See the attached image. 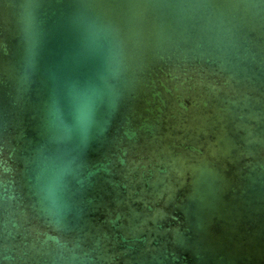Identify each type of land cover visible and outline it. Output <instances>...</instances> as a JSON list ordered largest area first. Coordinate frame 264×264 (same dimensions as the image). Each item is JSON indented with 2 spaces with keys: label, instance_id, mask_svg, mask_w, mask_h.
Returning a JSON list of instances; mask_svg holds the SVG:
<instances>
[{
  "label": "water",
  "instance_id": "water-1",
  "mask_svg": "<svg viewBox=\"0 0 264 264\" xmlns=\"http://www.w3.org/2000/svg\"><path fill=\"white\" fill-rule=\"evenodd\" d=\"M0 264H264V0H0Z\"/></svg>",
  "mask_w": 264,
  "mask_h": 264
}]
</instances>
